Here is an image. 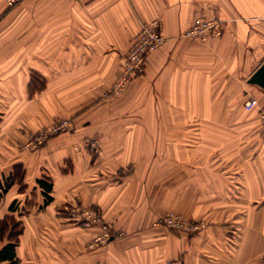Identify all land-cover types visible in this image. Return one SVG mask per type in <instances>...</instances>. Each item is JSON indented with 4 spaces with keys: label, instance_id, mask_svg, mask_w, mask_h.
<instances>
[{
    "label": "crops",
    "instance_id": "0c3cea01",
    "mask_svg": "<svg viewBox=\"0 0 264 264\" xmlns=\"http://www.w3.org/2000/svg\"><path fill=\"white\" fill-rule=\"evenodd\" d=\"M28 1L0 0V220L22 223L17 264H264V91L248 82L264 62V0H40V21ZM200 16L222 35L187 37ZM153 20L164 45L104 99ZM59 119L73 130L21 149ZM76 204L114 237L89 248L101 231L67 214ZM168 211L208 227L157 225ZM7 242L6 232L0 249Z\"/></svg>",
    "mask_w": 264,
    "mask_h": 264
},
{
    "label": "built area",
    "instance_id": "2783aa9c",
    "mask_svg": "<svg viewBox=\"0 0 264 264\" xmlns=\"http://www.w3.org/2000/svg\"><path fill=\"white\" fill-rule=\"evenodd\" d=\"M7 5L13 6L20 0H5ZM222 23L215 18L208 19L204 16L194 20L191 29L186 32V36L198 42L207 43L217 39L222 35ZM165 37L159 29L156 20L142 23L133 37L129 50L123 60L117 81L103 93V97H119L124 93L134 77L144 73L147 58L151 53L164 45ZM259 102L251 97L244 102V107L248 111L258 107ZM262 121H264V105L259 108ZM73 130V122L70 119H59L50 126L41 128L35 133H30L27 141L21 146L22 150L35 151L43 147L52 137L70 132ZM86 147H90L94 152H99V144L96 139L84 141ZM69 216L78 221L84 228L98 227L100 234L93 239L89 247L101 246L107 243L115 235V230L111 223L102 219L91 207L76 204L68 208ZM158 224L169 227L176 232H200L204 229L198 222H190L173 212H167ZM0 264H2L0 262ZM166 264H184L180 258L170 259Z\"/></svg>",
    "mask_w": 264,
    "mask_h": 264
},
{
    "label": "trees",
    "instance_id": "16d2710c",
    "mask_svg": "<svg viewBox=\"0 0 264 264\" xmlns=\"http://www.w3.org/2000/svg\"><path fill=\"white\" fill-rule=\"evenodd\" d=\"M38 184L42 187L45 203H49L52 200L50 192L52 190V182L45 176L37 180ZM14 202L10 208L14 210L16 208ZM22 223L15 218L6 216L0 220V241L4 238L7 232L8 242L0 249V262L2 264H17L18 258L16 256L15 248L17 245L18 237L22 232Z\"/></svg>",
    "mask_w": 264,
    "mask_h": 264
},
{
    "label": "rangeland",
    "instance_id": "374dc122",
    "mask_svg": "<svg viewBox=\"0 0 264 264\" xmlns=\"http://www.w3.org/2000/svg\"><path fill=\"white\" fill-rule=\"evenodd\" d=\"M25 1H26V0H20V2L23 3V4H24ZM20 2H19V3H20ZM21 3L18 4L17 7H18L19 5H20L21 7H23L24 5L21 4ZM27 4L30 5L31 7H33V9L29 7V10L32 9L31 11L34 12V13L31 14V21H40V9H39V8H40V0H29V1L27 2ZM22 5H23V6H22ZM150 22H151V21H150ZM137 31H138V30H137ZM135 35H136V33H135ZM135 35H134V36H135ZM134 36H133V37H134ZM119 73H120V72H119ZM118 76H119V75H118ZM116 81H117V80H116ZM116 81H115V82H116ZM125 91H126V90H124V93H125ZM124 93H123V94H124ZM123 94H121V96H122ZM119 97H120V96H119ZM252 97H254V96H252ZM103 98H104V97H103ZM110 98L114 99V98H117V97H106V98H104V99H110ZM254 98H256V97H254ZM260 118H261V117H260ZM49 126H50V125H49ZM45 127H46V126H45ZM39 130H40V129H39ZM39 130H38V131H39ZM194 130H195V129H194ZM194 130H193V131H194ZM36 132H37V131H36ZM34 133H35V132H34ZM68 208H69V207H68ZM68 208H67V210H66L67 214H69V212H68ZM168 212H173V211H168ZM173 213H176V212H173ZM176 214H177V215H180V216L183 217V218H185L184 216H182V215L179 214V213H176ZM164 215H165V214H164ZM164 215H163V216H164ZM163 216H162V217H163ZM185 219L188 220L187 218H185ZM160 221H161V219L157 222V225L164 226V225H162V224H158ZM189 221H190V220H189ZM190 222H196V221H194V220L192 221V220H191ZM198 223H200V225H203V226H204V229H206V228L208 227V223H207L206 221H199ZM165 227H166V226H165ZM167 228H169V227H167ZM169 229H170V228H169ZM204 229H203V230H204ZM171 230H172V229H171ZM173 231H175V230H173ZM175 232H176V231H175ZM177 232H178V231H177ZM200 232H201V231H200ZM180 233H184V234L186 233V234H188V235H195V234H197V233H199V232H196V231H195V232H193V231H190V232H189V231H188V232H186V231H180ZM96 237H97V236H96ZM96 237H95V238H96ZM95 238H94V239H95ZM92 242H93V241H92ZM105 244H106V243H105ZM95 247H97V246H95ZM95 247H89V248H95Z\"/></svg>",
    "mask_w": 264,
    "mask_h": 264
},
{
    "label": "water",
    "instance_id": "95a60500",
    "mask_svg": "<svg viewBox=\"0 0 264 264\" xmlns=\"http://www.w3.org/2000/svg\"><path fill=\"white\" fill-rule=\"evenodd\" d=\"M248 82L252 85L258 86L264 91V62L251 75Z\"/></svg>",
    "mask_w": 264,
    "mask_h": 264
}]
</instances>
